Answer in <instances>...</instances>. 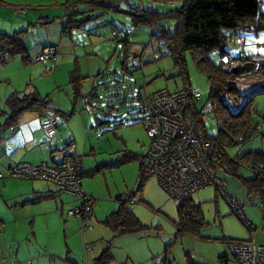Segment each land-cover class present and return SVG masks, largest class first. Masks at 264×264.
Returning <instances> with one entry per match:
<instances>
[{
    "label": "rangeland",
    "instance_id": "rangeland-1",
    "mask_svg": "<svg viewBox=\"0 0 264 264\" xmlns=\"http://www.w3.org/2000/svg\"><path fill=\"white\" fill-rule=\"evenodd\" d=\"M2 1L4 2L0 5V28L8 32L13 33L20 29L19 24H13L16 18L19 20L26 12L31 15L32 24L22 36L32 60L25 65L22 57L16 55L0 67V131L3 130L7 118L6 100L14 89L32 91L37 88L42 97L48 96L47 107H51L50 110H73L71 117L60 116L59 127L61 126L64 139L76 144V153L83 158L81 173H84L82 186L85 192L98 199L94 210L96 218L91 222L93 227H97L93 234L89 233L92 227L82 230V224L80 231L78 224L73 228L74 236L71 239L74 237L77 240L73 243L67 238L62 224H57L56 236L45 228L39 231L41 247L45 249L49 245L46 241L49 240L51 244H55V249L60 255H66L62 253H67L69 244L71 243L73 248L77 247L78 240H81L83 235L81 232L86 231V244L85 248L82 246V262L79 264H94L95 257L107 247L111 239L110 253L113 256V264H155L154 261L171 264H188L189 261L196 264H221L225 254L229 258L228 264H238L232 254L229 240L249 239L254 232L248 229V225L237 214L231 212L230 205L219 194L216 185L202 188L193 194V199L201 203L204 225L200 232L179 233L175 222L178 220L180 200L171 197L155 176L145 179L142 191H137L141 182L140 160L123 162L121 157L126 150L139 151L142 156L148 150L150 139L139 121V109L151 92L162 88L170 91L187 89L191 93L202 94V98L196 102L198 109L207 110L213 104V100L209 99L210 83L198 68L191 52L185 53L186 71L183 73L181 66L175 62L167 48L161 47L155 41L153 35L158 34L160 30L148 23L136 27L127 45L111 35L110 26L102 29V34L97 35H90L87 29H80L83 33H79L75 28L76 41L81 44L76 46L71 42L67 43L68 35H65L61 42L57 32H65V26L61 22L65 24L63 15L72 0ZM172 2L178 3L179 8L182 0H144L141 3L156 4V11L165 12L172 9ZM261 2L264 10V0ZM77 5L78 9H86L82 4ZM18 8L25 10L16 12ZM107 15L110 18L115 16L122 22L117 21V27L131 26V16L119 9L112 13L108 11ZM101 18L102 16H99L86 24H95ZM161 22L165 28L172 30L175 27V22L170 18ZM242 36L241 41L240 37L235 36L227 41L226 47L232 63H225V68L236 67L244 62L245 58L237 56L240 51H244L250 58L257 59V67L264 61V29L251 28L245 30ZM50 42L60 46L56 60L33 61L42 45H48ZM115 46L117 50H114ZM96 51L100 52L96 54ZM103 51L107 53L106 57L102 54ZM209 56L217 65L225 61L217 48L212 49ZM235 56L237 57L234 61ZM76 65L80 66L82 74L86 76L82 79L77 99L69 82V71ZM231 84L240 90L241 105L251 98L249 109L258 127V134L245 143L228 147L227 156L242 158L249 152L264 154V92L258 91L264 89V74L246 72L242 77L232 80ZM73 101L76 105H73ZM227 104L235 112L241 106L233 104L230 98ZM36 113L40 112L24 113L22 123L25 128H35ZM208 117L210 119L205 121L207 132L209 136L216 137L219 134L218 124L211 113H208ZM210 148L211 146L208 151ZM66 150L68 148H62L60 152ZM217 169L224 188L240 201L239 195L233 191L234 186H240L241 180L233 172L237 171L246 178L252 177V173L243 165L234 168L227 163ZM86 179H89V182ZM56 191L65 194L57 189ZM132 192L137 193L136 201L128 202V207L146 227L140 233L113 238L112 230L106 227L103 221L109 214L118 210L120 201L117 197L123 198ZM19 231L20 234L26 232L23 235L26 237L28 230L26 231L24 226L20 227ZM23 244L26 246V241ZM43 253L49 254L45 251ZM15 254L14 249L4 246L0 251V264L15 260Z\"/></svg>",
    "mask_w": 264,
    "mask_h": 264
},
{
    "label": "trees",
    "instance_id": "trees-1",
    "mask_svg": "<svg viewBox=\"0 0 264 264\" xmlns=\"http://www.w3.org/2000/svg\"><path fill=\"white\" fill-rule=\"evenodd\" d=\"M77 4L70 2L65 15H63L66 24L65 31L67 32H71L75 28L80 29L81 27H85V24L89 20H80L81 16L98 11L105 13L109 7L106 0L85 1L88 9L82 11L77 9ZM136 5L131 11V25L135 29L142 23H148L153 27H157L160 31L158 34L153 35L155 41L161 47L167 48L168 53L181 66L183 73L186 71L185 53L189 51L196 61L198 68L206 75L210 83L209 99L213 100V104L210 107H212L222 127L219 129V134L215 137L216 139L208 136L212 140L211 148L207 152L209 165L216 175H219L218 166L223 167L225 163L232 165L234 168L240 167L241 165L235 162L233 158L227 156L226 149L247 142L258 134V127L254 123L252 111L249 109L251 98L241 105L240 90L231 83L232 80L242 77L246 72H262L264 74V61L257 67V59L246 55L242 64L236 67L230 66L229 68H225L224 64L231 62L226 43L234 36L240 37L241 41L245 30H250L251 28L255 30L264 29V10L261 0H182L179 8L175 7L165 12L156 11V4L150 8H146L145 12H139L136 10ZM166 18H170L175 22V27L172 30L162 25L161 20H165ZM24 32L25 30L14 31L13 33L0 32V61L3 64L9 58L16 55L22 57L25 65L29 64L32 60L23 43L22 35ZM122 41L125 42V45L129 44V38L122 39ZM216 48L220 50L221 56L225 60L219 65L213 63L209 56L210 51ZM125 55L127 56V53ZM236 57H234V61ZM125 63L126 60H124ZM82 79L83 77L80 76L76 68L70 71V81L74 85L76 98L80 95ZM224 96H228L236 106L241 105L237 112L231 110L228 104L223 101ZM6 103L8 106L7 118L3 130L0 131V139L3 136L4 130L11 127L15 128L23 113L27 111L41 112L48 103V96L42 97L37 90L31 92L15 91L7 97ZM144 106L145 104L139 109L140 122H142V109ZM193 111L197 125L205 126L200 119V109L194 107ZM56 114L59 117H67L72 115L73 111L70 113L61 112V114L56 111ZM241 138L242 142H240ZM121 157L123 158V162H129L134 160L141 161L143 156L126 150ZM241 159L252 163H264V154L249 152ZM233 173L240 178L239 180L245 185L250 194L260 197L264 203L263 177L254 175L246 178L239 175L237 171ZM139 180L141 182L137 191H142L145 178L142 177L141 173ZM136 195V192H132L123 198L117 197V200L120 201L118 210L109 214L103 221V224L112 230L113 238L127 234H137L145 229L146 225L128 207L130 198ZM175 224L179 233L198 234L204 225L200 205L194 203L191 197L180 200L178 205V220ZM111 243L112 239L108 242L107 247L94 259V264H113V256L110 253ZM188 264L196 263L189 261Z\"/></svg>",
    "mask_w": 264,
    "mask_h": 264
},
{
    "label": "built area",
    "instance_id": "built-area-1",
    "mask_svg": "<svg viewBox=\"0 0 264 264\" xmlns=\"http://www.w3.org/2000/svg\"><path fill=\"white\" fill-rule=\"evenodd\" d=\"M153 5L155 4L140 2L136 5V10L145 12L146 8ZM177 6L178 3L175 2L170 4L171 8ZM24 10V8H18L16 12ZM103 14V11L92 12L81 16L80 20H95ZM110 30L114 38L122 40L130 38L135 27L133 25L111 26ZM58 53V46L50 45L39 52L33 61L56 60ZM237 56L246 58V53L239 52ZM3 65V62L0 61V67ZM258 91L264 92V89ZM201 98V93H191L187 89L170 91L167 88H162L148 95L142 109L141 123L146 129L150 143L147 152L143 154L140 161V173L145 179L151 176L157 177L161 187L171 197L178 200L192 197L200 189L216 185L219 194L228 202L233 213L249 224L245 215V204L224 188L223 180L215 174L208 163V147L212 145L205 125V121L210 119L208 113L212 114L219 129L222 124L212 107H209L207 110H200V119L205 126L197 125L193 109ZM223 101L229 102V97L224 96ZM59 123L60 117L56 113H49L42 117V128L51 138L57 133ZM10 131L14 134L15 128L11 127ZM240 142H242V138ZM233 160L239 165L245 166L253 175L264 178V163L247 162L238 156L233 157ZM82 168L83 158L76 153V145L73 143L58 163L17 162L9 169V175L17 179L46 180L54 184L59 192L76 196L81 203L68 210V215L80 218L83 221V228L86 229L91 227V222L95 219L94 208L98 199L85 192L82 186ZM131 201H136L135 196L130 198ZM229 245L232 254L240 264H264V244L253 239H243L231 240ZM154 263L171 264L169 262L157 263L156 261Z\"/></svg>",
    "mask_w": 264,
    "mask_h": 264
},
{
    "label": "crops",
    "instance_id": "crops-1",
    "mask_svg": "<svg viewBox=\"0 0 264 264\" xmlns=\"http://www.w3.org/2000/svg\"><path fill=\"white\" fill-rule=\"evenodd\" d=\"M85 1L89 0H72L71 2L86 6ZM142 1L144 0H106V2L109 4V7L106 9L102 18L95 22V24H85V26H87L81 27L80 29L89 30L88 32L90 35L102 34L103 27L118 26L116 25L117 21L121 22L115 18V16L110 18V16L107 15L108 11L109 13H112L119 9L122 11V13L129 14L131 16L132 8ZM3 2L4 1H0V5ZM86 9H88L87 6ZM86 9L78 10L82 11ZM127 11H129V13H127ZM28 13L29 12H26L19 20L18 18H16L15 21L12 20L14 21L13 24L20 25V29H14L15 31H28L29 26L32 24L30 19L31 15ZM11 18H13V16H11ZM61 23L66 28V24L63 22ZM130 24H132V20ZM80 29H78V32L83 33L80 31ZM0 30H4L7 33H12L6 31V29L0 28ZM57 35L59 36V39L61 38V42H63L62 40L64 36L68 35L66 36V38L69 39V42L67 41V43L71 42L76 46L81 44L80 42L76 41L77 38L76 34L74 33V29L71 32L65 31L64 34H62L59 30ZM51 39L52 37H50V40ZM50 45L58 46V50H60L58 43L50 42L48 45H42L38 52H41L45 47ZM114 50H117V46H115ZM98 52L100 51H96V54ZM102 54H104V57L107 56V53L104 51ZM74 68H76L81 77L86 78V76L82 74L80 66L76 65ZM69 82L71 83L70 85L72 86L75 97L74 85L70 79ZM34 90L39 92L37 88L33 89L32 91ZM15 91L18 90L14 89L13 92ZM23 91L31 92L28 90ZM75 99L77 98L75 97ZM73 105H76L74 101ZM50 108H48L46 105L39 114H35V128H25L24 124L22 123L23 118L21 117V121H19L18 126L15 128V133L12 134L10 129L8 131L6 129L3 131V136L0 139V251L4 248V246H6L7 249H14L16 252V259L7 262L5 261V264H10L17 261H19L20 264H79L82 262V246L85 248V240L87 239L85 237L87 235L86 231L81 232L83 235L81 236V240H78V246H74L76 249L72 247L71 243L69 244L67 253H65V251L62 253L66 255H60L61 253L57 252L55 249V244H51L49 240L46 241L49 245L46 246L45 249L41 247L39 242V231H41L42 228H45L46 231L56 236L55 232L57 230V224H62V229L69 241L71 240L73 243H75V241L77 242L74 237L71 239V237L74 236L73 228L80 224L79 229L81 231V225L83 224V221L77 217L68 215V210L79 206L80 199L72 194L58 193L56 191L55 185L51 182L41 179H17L10 177L8 174L11 166L17 162L25 161L38 164L43 161H48L49 163H54L61 161L66 154L67 150L64 152H60V150H62V148H68V146L71 144V140L67 142L66 139H64L61 126L58 128L57 133L51 138L42 129L41 120L42 117L48 113H56V111L60 114L61 112L70 113L73 110L68 112L61 108H56L55 110H50ZM72 115L67 117H71ZM22 116H24V113ZM132 152L137 153L140 156L142 155V153L139 151ZM49 159H52V161H49ZM82 175L84 176V173ZM252 176L254 175L252 174ZM86 180L89 182V179ZM233 192H236L239 195L240 201L246 206L245 215L249 221V224L243 221L242 218H239L248 225L249 230H253L254 232V234L249 239H253L258 243L264 244V203L261 201L260 197L250 194L242 182L240 186H234ZM191 198L194 203L198 205L201 204L197 203L193 199V195ZM218 212H220V210ZM22 226L26 228V231L28 230L26 237H23L26 232L20 234L19 228ZM91 227L89 232L90 235L93 234L97 228L96 226L93 227L92 224ZM86 229L83 228L82 230ZM25 241L26 246L23 244ZM43 251L49 252L50 255L43 253ZM222 258L225 259L221 261V264H228V255L225 254ZM234 259L238 264H240L236 258Z\"/></svg>",
    "mask_w": 264,
    "mask_h": 264
},
{
    "label": "water",
    "instance_id": "water-1",
    "mask_svg": "<svg viewBox=\"0 0 264 264\" xmlns=\"http://www.w3.org/2000/svg\"><path fill=\"white\" fill-rule=\"evenodd\" d=\"M88 21V20H87Z\"/></svg>",
    "mask_w": 264,
    "mask_h": 264
}]
</instances>
